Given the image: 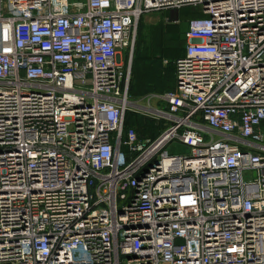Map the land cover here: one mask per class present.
I'll return each instance as SVG.
<instances>
[{
	"label": "built area",
	"instance_id": "obj_1",
	"mask_svg": "<svg viewBox=\"0 0 264 264\" xmlns=\"http://www.w3.org/2000/svg\"><path fill=\"white\" fill-rule=\"evenodd\" d=\"M188 7L132 98L140 21ZM0 264H264V0H0Z\"/></svg>",
	"mask_w": 264,
	"mask_h": 264
},
{
	"label": "rangeland",
	"instance_id": "obj_2",
	"mask_svg": "<svg viewBox=\"0 0 264 264\" xmlns=\"http://www.w3.org/2000/svg\"><path fill=\"white\" fill-rule=\"evenodd\" d=\"M181 10L183 12L179 14V17L184 20L200 17L198 10L194 8L188 7ZM171 16L173 12L147 15L138 25L132 59L130 90L132 98L174 91L173 63L184 50L187 24L180 22L176 25H168L165 19H171ZM159 84L163 85L162 88H159ZM125 122L126 127L134 128L140 138L153 137L158 133L155 122L135 111L126 113ZM166 151L171 156L190 154V149L177 142L168 146Z\"/></svg>",
	"mask_w": 264,
	"mask_h": 264
},
{
	"label": "crops",
	"instance_id": "obj_3",
	"mask_svg": "<svg viewBox=\"0 0 264 264\" xmlns=\"http://www.w3.org/2000/svg\"><path fill=\"white\" fill-rule=\"evenodd\" d=\"M169 12H173V16H171L170 18L173 20V21H171V19H168V18H166V17H164V19L165 20H167L166 22L168 23V25H176L177 23H180V22H182V23H186L187 24V29H188V22L191 20H189V19H183L182 17H179L180 15L179 14H182V10H180V11H169ZM183 19V20H182ZM187 29H186V32H187ZM143 30V29H142ZM141 30V32H143ZM186 32H185V34H184V37H185V35H186ZM140 35H141V33H140ZM142 37H143V34H142ZM186 39V38H185ZM186 41V40H185ZM183 54H184V50L181 52V54L176 58V59H178V58H180L181 56H183ZM173 65H174V63H173ZM132 76V75H131ZM173 76H174V74H173ZM174 80V79H173ZM162 84H159V88H162ZM174 88H175V80H174ZM160 92V91H159ZM159 94H164V93H159ZM147 95H149V94H147ZM146 96V95H145ZM136 97H143V96H136ZM149 138V137H148ZM142 139H145V138H142Z\"/></svg>",
	"mask_w": 264,
	"mask_h": 264
},
{
	"label": "trees",
	"instance_id": "obj_4",
	"mask_svg": "<svg viewBox=\"0 0 264 264\" xmlns=\"http://www.w3.org/2000/svg\"><path fill=\"white\" fill-rule=\"evenodd\" d=\"M131 75H132V71H131ZM129 90H131V83H130V89ZM125 125H126V122H125Z\"/></svg>",
	"mask_w": 264,
	"mask_h": 264
}]
</instances>
